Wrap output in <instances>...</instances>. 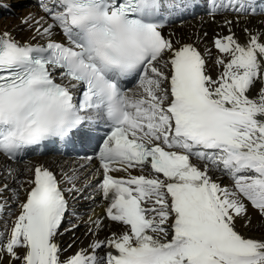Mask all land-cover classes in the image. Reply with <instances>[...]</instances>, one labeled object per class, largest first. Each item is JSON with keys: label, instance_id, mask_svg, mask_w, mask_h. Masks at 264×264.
<instances>
[{"label": "snow or ice", "instance_id": "obj_1", "mask_svg": "<svg viewBox=\"0 0 264 264\" xmlns=\"http://www.w3.org/2000/svg\"><path fill=\"white\" fill-rule=\"evenodd\" d=\"M34 7L25 35L0 28V264H264V225L249 234L250 210L264 221V0ZM198 11L222 18L211 48L206 31L165 35L168 17ZM89 140L79 170L25 162ZM97 195L103 217L70 211ZM105 221L119 231L101 239Z\"/></svg>", "mask_w": 264, "mask_h": 264}, {"label": "bare ground", "instance_id": "obj_2", "mask_svg": "<svg viewBox=\"0 0 264 264\" xmlns=\"http://www.w3.org/2000/svg\"><path fill=\"white\" fill-rule=\"evenodd\" d=\"M12 1V0H11ZM25 3V9L23 11H16L13 12L10 10L8 5L2 4V8H0V28H9V29H17L18 35H25V33L19 31L20 27V18L24 17L27 13L33 12L35 13L37 10L34 7L35 0H23ZM34 2V3H33ZM6 7L9 8L7 11ZM17 12L19 13V16H16ZM222 18L218 17L217 22L213 23L209 17L204 15L202 11H198L195 14L189 13L184 16V18L181 20L179 19L178 22L173 23L168 28L165 29L164 33L167 35L169 32H173L175 34V37L180 40L181 43H192L196 42V35L200 34L202 35L203 32L208 33V38L204 40L202 43H199V48L203 51L205 47L211 48V40L213 35L221 31V29L218 27V23L220 22ZM261 19H264V17H257L253 24L258 23ZM240 27H243L241 25ZM237 36L243 40L244 36L243 33L240 31L239 28L236 29ZM218 53L215 51V49L212 50L211 55L205 56V59L207 61V68L208 73L212 75L214 78L218 74V72L222 69H218L215 60L217 58ZM94 140H89L82 142L85 148H89L91 143ZM26 163H31L33 165L36 164H43L46 167L52 169L53 171L57 172L59 174L61 168L64 169V171H70L72 169H81L82 166L88 165L89 162L87 161H76L69 158H61L57 154L56 151L50 150L48 152H41L38 150L35 153H32L25 157ZM93 163V167L95 166V162ZM24 163L21 164H13L12 167H17L20 169L24 168ZM85 173H88L89 170L85 169ZM114 175L122 176L125 175L124 173H114ZM0 182H7L11 183V179H5L3 175H0ZM227 182V181H225ZM91 191V190H89ZM70 211L72 209H75V211L83 215L85 219L87 218L88 214H92L94 216H100L103 217L104 215V209H105V202L100 199V196L97 195L94 201H70ZM15 206H13L12 211L15 212ZM250 215L252 216V224H253V231L249 233L250 235L258 236L260 234L261 226L264 225V221H260L257 219V216L254 212L250 210ZM65 226H67V220L65 221ZM118 232L119 228L115 224H110V222L105 221V227L104 230L100 234V238L103 239L105 235L109 234V232ZM84 228L81 227L79 231L76 232V237L78 238L77 243L86 245L89 242V238H85L83 235ZM71 241L70 234H66L63 237L62 242L64 244H67Z\"/></svg>", "mask_w": 264, "mask_h": 264}, {"label": "rangeland", "instance_id": "obj_3", "mask_svg": "<svg viewBox=\"0 0 264 264\" xmlns=\"http://www.w3.org/2000/svg\"><path fill=\"white\" fill-rule=\"evenodd\" d=\"M34 3V2H33ZM2 4L4 5H8L10 10L13 11V12H16V11H23L25 8V3L23 0H0V8H2ZM8 7H6L7 11L9 10ZM9 10V11H10ZM16 16H19V13L17 12Z\"/></svg>", "mask_w": 264, "mask_h": 264}]
</instances>
